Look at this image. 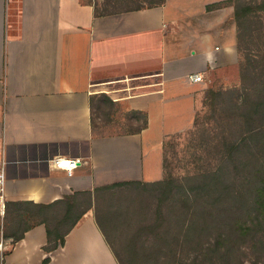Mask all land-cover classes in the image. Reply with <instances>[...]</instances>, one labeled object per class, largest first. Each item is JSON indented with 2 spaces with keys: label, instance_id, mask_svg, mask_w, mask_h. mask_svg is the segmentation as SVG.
Returning <instances> with one entry per match:
<instances>
[{
  "label": "crops",
  "instance_id": "0c3cea01",
  "mask_svg": "<svg viewBox=\"0 0 264 264\" xmlns=\"http://www.w3.org/2000/svg\"><path fill=\"white\" fill-rule=\"evenodd\" d=\"M150 1L0 0L6 205L51 204L107 184L163 179L164 139L193 128L210 70L239 61L237 23L229 0ZM195 73L202 78L192 80ZM127 78L143 89L120 99L100 91L111 85L104 82ZM97 96L122 106L129 113L122 123L137 128L107 131L119 109L98 115ZM58 155L84 161L68 175L52 164ZM6 239L1 264H119L94 205L63 244L49 240L44 223L14 243Z\"/></svg>",
  "mask_w": 264,
  "mask_h": 264
},
{
  "label": "trees",
  "instance_id": "16d2710c",
  "mask_svg": "<svg viewBox=\"0 0 264 264\" xmlns=\"http://www.w3.org/2000/svg\"><path fill=\"white\" fill-rule=\"evenodd\" d=\"M228 3L234 6L237 23L240 83L225 88L214 85L205 91L203 105L210 115L206 119L214 123H200L198 111L195 128L188 131L198 133L193 137L196 167L181 176L168 170L167 150L184 133L170 135L163 142L162 180L116 182L51 204L9 201L5 238L11 237L14 243L31 227L44 223L49 240L63 244L66 234L94 205L97 222L119 264L125 263L114 233L123 225L130 231L128 254L132 257L140 254L144 232L156 234L161 229L169 237L176 231L177 241L182 234L190 238L196 233L205 249L227 246L228 253L231 243L236 254H246L249 232L261 222L264 225V0Z\"/></svg>",
  "mask_w": 264,
  "mask_h": 264
},
{
  "label": "rangeland",
  "instance_id": "374dc122",
  "mask_svg": "<svg viewBox=\"0 0 264 264\" xmlns=\"http://www.w3.org/2000/svg\"><path fill=\"white\" fill-rule=\"evenodd\" d=\"M259 26L260 23H258V27ZM209 77L210 83L207 89L214 85L218 88H225L239 84V61L234 66H225L214 71L210 70ZM113 109H115V112L119 109V114L116 116V123L110 128H107V131L123 133L137 128V125L128 127L122 123L125 122L129 116V113H127L122 106L116 104L110 105L105 96H97L94 98V112L98 115L106 116L107 112H111ZM198 111L202 114L200 123L206 121L214 123L212 120L208 121V119H206L210 116L209 113L206 112V106L202 105L197 112ZM194 128L193 126L192 130ZM190 130L182 132L184 134L177 138L175 146L169 147L167 150L168 170L172 171L175 176H181L186 174V172H191L197 165V162H195V152L197 151H195V146H197V143L193 137L198 133L196 131L195 135H191V133H189ZM204 151L207 152L205 148ZM206 156L207 154L205 153L204 157ZM259 224V228L250 231L249 235L246 237V243L250 245V248L245 255L236 254L231 243H228V253L226 251L227 246L205 249L200 244L202 238L196 233L190 235L191 239L182 234V238L177 241L173 238L177 236L176 231L170 235V237H172L170 238L169 234L163 232L161 229L160 232H156V234L148 233L147 231L144 232V237L142 239L144 242L141 241V244H139L140 248L138 251L140 254L136 257H132L128 254L130 250L129 242H131L128 239L130 231L125 225H123L122 230L114 233L118 240L114 242L116 243V247H118L121 255L120 258L125 264H264V231H262L264 225L262 222ZM257 229H260L258 234L255 233ZM163 238H166L167 241Z\"/></svg>",
  "mask_w": 264,
  "mask_h": 264
},
{
  "label": "built area",
  "instance_id": "2783aa9c",
  "mask_svg": "<svg viewBox=\"0 0 264 264\" xmlns=\"http://www.w3.org/2000/svg\"><path fill=\"white\" fill-rule=\"evenodd\" d=\"M202 75L199 73H195L191 75L192 80L201 79ZM113 82L116 83V87H112ZM127 84L126 86L123 84ZM111 84L110 87L101 88L100 91L106 96L112 95L109 97H113V99H120L122 95H132L138 93L143 89L142 85H138L136 82V78H127L118 81H107L102 83L101 86H108ZM83 158H65L63 156H56L54 157L51 162L54 166L58 168L65 169L68 175H72L75 169L83 162ZM6 170H5V162L0 165V219H1V226H0V264L4 259V252L8 248L7 239L4 237L3 232V219L6 213Z\"/></svg>",
  "mask_w": 264,
  "mask_h": 264
}]
</instances>
